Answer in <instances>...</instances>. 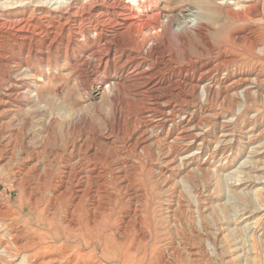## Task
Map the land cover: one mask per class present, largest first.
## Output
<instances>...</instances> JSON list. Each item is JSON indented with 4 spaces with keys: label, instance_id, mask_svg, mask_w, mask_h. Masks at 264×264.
Masks as SVG:
<instances>
[{
    "label": "rangeland",
    "instance_id": "rangeland-1",
    "mask_svg": "<svg viewBox=\"0 0 264 264\" xmlns=\"http://www.w3.org/2000/svg\"><path fill=\"white\" fill-rule=\"evenodd\" d=\"M70 1L82 4L88 0H0V20L28 19L38 32L50 33L36 34V37L30 38L32 41L21 39V42L19 39L21 43L18 39L0 38V110H4L0 114V123L4 125L0 131V264H74L72 257H64L56 248L64 240L52 241V221L51 224L41 221L45 217L52 218L54 194L63 191L72 193L75 185V179L66 177L62 172L65 164L77 159L75 156L68 159L67 147H71L73 141L69 134L64 133L69 123L65 115L82 111L88 121L104 133H108L112 125L117 126L110 101L100 94L97 83L87 80L92 75V65L97 58L93 54L97 46V42L92 40L94 32L75 36L65 33L63 43L51 44V30L65 22L72 24L80 20L78 17L81 16L69 18ZM251 2L161 0L158 8L163 15L175 13L180 23L185 17V13L180 15L182 11H194L196 8L195 14L198 12L199 20L210 22L215 48L224 32L231 35L232 41L239 42L237 36L241 34L240 31L255 25L263 40L257 52L264 57V2L260 3V14L249 15V20H235L227 15V8L237 9L241 5L246 9ZM80 38L86 52L79 49L81 45L77 39ZM7 40L12 41L9 43ZM194 44L201 47L204 53L208 51L201 40H195ZM194 44L189 47L190 53H202L196 50ZM248 61L245 59L243 63ZM18 63L23 66L20 64V68L16 67ZM259 63L258 76L249 64L247 70L232 72L226 82L230 93L228 90L221 91V94H214L210 99L204 95L201 84L198 90L201 106L187 105L178 111L149 110L147 124L144 120H127L121 124L124 133H119L115 144L122 149L121 156L126 157L128 164L132 165L133 182L128 187L122 185L119 188L110 173L102 181H106L104 186L113 193L114 198L124 201H121L122 205L118 204L117 212L125 208L130 213L127 198L133 191L144 193L140 203L142 215L136 218L135 228L138 231L134 233L136 239L133 248L137 246L132 249L134 258L128 263H122V255L117 257L118 261L114 260L111 255L114 248L110 247L113 260L108 261L99 253L101 264H143V256H146L145 264H264V59ZM221 75L219 73L215 87ZM254 76L259 79L255 85L252 84ZM8 81L12 82L13 87L9 88ZM20 84L25 85L18 90ZM246 92L251 93L249 106L236 108L234 105V108H229L227 101L231 97L239 102ZM124 112L127 114L130 110ZM128 117H132L130 113ZM241 121L249 122L244 127L247 135L243 134V138L239 136L241 132L237 127ZM144 130L146 137H150L149 152L140 145L131 153L129 148L135 136L143 135ZM167 130L168 141L174 135H181L178 144L182 154H178V159L172 158L175 154L164 157L157 145ZM50 132L52 140L49 139ZM190 133L195 134L193 139L186 138ZM13 134L20 136L17 141ZM9 140H14L18 146L9 145ZM56 153L61 155L55 156ZM90 189L94 190L95 186L91 185ZM108 198L107 206L112 207L114 200ZM76 200V195L72 193L69 197L63 195L56 203L61 218V210L68 207L66 204L72 206ZM88 203L89 200L85 201V208L90 207ZM47 230H50V234ZM54 232L59 233L58 230ZM142 236L145 238L141 239ZM31 240L35 241L34 244L25 247L24 244ZM82 247L91 252L94 243ZM36 248L43 249L35 253ZM54 252L56 255H52ZM87 261L81 260L80 263Z\"/></svg>",
    "mask_w": 264,
    "mask_h": 264
},
{
    "label": "bare ground",
    "instance_id": "bare-ground-1",
    "mask_svg": "<svg viewBox=\"0 0 264 264\" xmlns=\"http://www.w3.org/2000/svg\"><path fill=\"white\" fill-rule=\"evenodd\" d=\"M160 2L161 0H92V2L91 0H88L87 2L80 4L79 1H70L68 4L70 11L68 12H71V16L69 18L74 17L75 19L78 16H81L78 17L80 18L79 22L78 20L73 21L72 24L65 22L61 26L51 30V44H54L55 42H58L59 44L63 43L65 33L67 36H71L72 34L75 36V34L88 35V32H94L95 35L93 36L92 40L97 42V46L95 50L93 48L92 49L94 50L93 54L97 58L95 63L92 65V71L90 72L92 75L87 77V80L89 79L90 82L93 81L97 83L98 89L101 90L100 94L103 95L105 99L110 101L111 108L115 111L114 121L117 124V126L112 125L108 133H104L97 128L98 126H93L82 111H77L71 115H65L67 116L65 120L69 121V123L66 122L68 123V128L67 130L64 129V133L69 134L70 136H68L71 137L73 141L72 146L67 147V152L69 153L68 159H70L72 156H75L77 159H73L75 160L74 162H68L65 164V167L63 166L65 170L62 172L66 177L75 179V185L72 193L76 195L77 200L72 206H69L68 203L66 204L63 201L66 206L68 205V207L66 210H61V214L63 215V218H61L59 212L60 209L56 208V203L60 202V199L63 197V195L69 197L72 193L68 191H63L62 193L54 192L55 194L52 198V218L43 217L44 219L41 221L43 223L48 222V224H51L52 221V241L57 242L58 240H64L62 245H57L56 248L60 250L59 253H62L64 257H72L71 259L73 260L71 261H73L74 264H81V260L85 261L87 259L88 261L83 264H101L99 253L106 260L111 261L112 258L110 256V247L114 248L113 253H111L114 260H117V257L122 255L121 257L124 258L122 263H128L134 258L135 252L132 251V249L137 248V246L133 248V243L136 239V236H134L136 234L134 233L138 231L137 228H135L137 225L136 218H141L142 215L140 213V208L142 207H140V203H142L141 201L144 197V193L141 191H133L132 195L127 198V208H129L132 212L130 211L129 213V211L125 210V208L124 210L122 209L121 212H117L118 204L120 205L122 203L121 201L123 200L118 197L117 199L114 198L113 193H111L104 186L106 181H102V179H104L105 176L110 173L112 176L111 178H113V182L119 188L122 185L128 187L133 182L131 172L132 165L128 164L129 161L126 157L121 156L122 149H120V147L115 144L116 137L119 136V133H124L121 124L127 120H130V122L144 120V122L147 124L149 110L178 111L185 109L187 105L201 106V104L198 102V90L201 84L203 85L204 95H206L207 98L210 97L211 99L214 94L219 95L221 94V91L226 92L229 89V86L226 84V82L232 72L247 70L246 68H248V64L251 70L256 72L257 76L260 74L259 69L261 64L259 62H261L264 57L261 56L257 51L263 40L259 35L260 30H258L257 27H254L255 25L250 26L247 30L242 29L240 31L241 34L237 36L239 42L232 41L231 35L228 32H224V36L218 42L217 48H215V45L213 46V38L211 36V27L208 24L209 21H206V19L204 20L202 18V20H199L200 15H197L198 12L195 14L196 8L194 11L192 9H187L185 12L182 11L180 15L185 13V17H183L184 20L180 23L175 13L171 12L166 15L161 13L158 8ZM262 2H264V0H252L251 4L246 9H243L241 5L237 9L235 7H226L227 15L228 17H231L235 20H249L251 15L256 16L260 14V3ZM182 4H184V2ZM182 7L181 9L184 10ZM30 22L31 21L28 19L14 21H6L1 19L0 38H9L13 40L18 39V41L20 39L21 41V39L26 40L36 37V34L39 36L41 34H47V31L38 32L36 26L31 25ZM6 33L9 34L7 35L8 37H5L4 34ZM48 34L50 35L49 32ZM197 39L201 40L208 47V51L206 53L202 51L201 47H198L197 44H194V41ZM80 40L81 38L79 40L77 39V42H79L81 45L83 44V41ZM11 41L12 40L8 42L11 43ZM192 44H194V46L197 48L196 50H199L202 53L195 55L190 53L189 47ZM65 46H67V44H65ZM79 49L80 51H85L83 45H81ZM182 53L183 56H180ZM11 57L13 58V56ZM245 59L249 60L248 63H243ZM20 64L21 63H18L16 67L20 68ZM1 65L2 63L0 64V67ZM107 73H109V75H107ZM219 73H222L220 77L221 80L219 84L217 83L218 86L216 84L217 87H215V81L218 80ZM253 80V85L259 83V79L257 77H255V79L253 78ZM8 84L9 88L13 87L11 81H8ZM24 85L25 84L18 85V90L24 88ZM14 94L15 96L18 95L16 92ZM250 99L251 93L246 92L244 98H242L239 102L238 100H234L231 97L230 101H227V105H229V108H243L246 105H250ZM124 110H130L129 113L132 117L127 118L129 113L126 114ZM3 111L4 110H0V114L3 113ZM162 123L163 122H161V124ZM161 124L158 125L161 126ZM248 125L249 122L247 121H241L239 123L237 127L240 128H238V131L240 130L241 132L239 135L240 137L243 138V134L247 133V131H244L246 130L244 127ZM223 126L225 125L223 124ZM3 128L4 125L1 122L0 131ZM144 132L145 130L142 131V133ZM144 134L135 136L134 142L129 148L131 153L135 152L140 145H143V148H145L144 150L149 152L150 147L148 142L150 137H146V134ZM165 134L166 135L163 137V139L157 141V145L161 150V155L164 157H171L175 154L178 157L174 155L172 158L178 159V154L181 153V149L178 144L180 142L181 135H174L173 139L168 141V130ZM13 136L16 137V141L17 137H20L14 134ZM194 137L195 134L190 133L186 138L193 139ZM49 139L52 140L51 132L49 134ZM7 143L9 145L18 146V144L15 145L17 142L14 140H9ZM59 154L56 153L55 156L59 157L61 155ZM91 185L95 186L94 190L90 189ZM103 186L105 188H103ZM73 197L74 196H72V198ZM108 197H110V201H112L111 199L114 200L112 201V207L107 206L109 200ZM87 200H89L90 203L89 208L84 207V203ZM39 216L41 217V215ZM57 217H60V219L58 220ZM40 225L42 226V224ZM54 230H58L59 233L55 234ZM48 231L50 232V230H47V232ZM47 232L45 231L46 234ZM19 236L20 234L18 237ZM144 238L145 236L141 237V239ZM33 242L35 241L31 240L24 244V246L27 247L30 244H34ZM36 243H38V241ZM90 243H94V247L91 252L82 247L83 245L88 246ZM156 248H154V250ZM40 249L43 248H36L34 252L37 253L40 251ZM53 254H55V252L52 253V255ZM94 254H97L98 256H94ZM144 258H146V256L141 258V262L143 264H145ZM90 259H92L91 262L89 261ZM52 262L54 261L52 260Z\"/></svg>",
    "mask_w": 264,
    "mask_h": 264
}]
</instances>
